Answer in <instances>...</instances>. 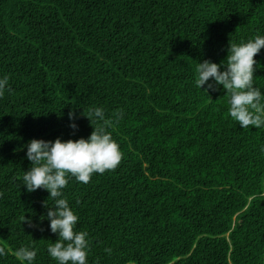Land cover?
<instances>
[{"label":"trees","instance_id":"obj_1","mask_svg":"<svg viewBox=\"0 0 264 264\" xmlns=\"http://www.w3.org/2000/svg\"><path fill=\"white\" fill-rule=\"evenodd\" d=\"M257 33L264 0H0V264L21 247L58 264L54 201L20 179L25 145L88 138L97 107L122 160L63 190L88 264H264V128L234 121L213 80L196 86L199 62ZM255 59L264 90V48Z\"/></svg>","mask_w":264,"mask_h":264},{"label":"clouds","instance_id":"obj_2","mask_svg":"<svg viewBox=\"0 0 264 264\" xmlns=\"http://www.w3.org/2000/svg\"><path fill=\"white\" fill-rule=\"evenodd\" d=\"M262 48L264 35L257 33L246 42L230 43L226 62L217 64L204 60L196 68L198 88L207 85L208 90H215L214 84L209 82L213 80L230 94L229 115L243 129L264 128V90L254 85L256 68L259 66L255 57ZM6 91H10L8 78L2 77L0 98ZM86 116L91 123L92 118L103 122L100 126L92 123L94 130L88 138L63 140L58 137L54 141L32 139L25 145L32 167L24 171L20 179L29 193L43 188L54 201L52 206L45 203L48 209L45 218L50 221L51 231L57 233L59 238L49 244L47 251L58 264H88L90 251L88 233L76 230L80 218L64 197L63 190L68 186L69 179L74 177L78 182L87 184L94 174L115 170L122 160L120 145L109 131L111 123L105 119L104 109L94 108ZM69 119L74 121L75 114H70ZM70 126L74 130L78 127L75 122ZM7 254L5 248L0 247V257ZM15 256L20 264H35L37 250L35 247H21Z\"/></svg>","mask_w":264,"mask_h":264}]
</instances>
